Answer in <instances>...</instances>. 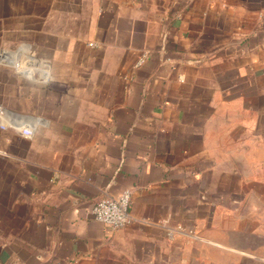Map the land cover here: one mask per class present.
<instances>
[{"label": "crops", "instance_id": "obj_1", "mask_svg": "<svg viewBox=\"0 0 264 264\" xmlns=\"http://www.w3.org/2000/svg\"><path fill=\"white\" fill-rule=\"evenodd\" d=\"M0 105V264H264V0H0Z\"/></svg>", "mask_w": 264, "mask_h": 264}, {"label": "built area", "instance_id": "obj_2", "mask_svg": "<svg viewBox=\"0 0 264 264\" xmlns=\"http://www.w3.org/2000/svg\"><path fill=\"white\" fill-rule=\"evenodd\" d=\"M1 114L2 106L0 105ZM130 207L131 189L125 188L116 195H108L89 201L86 213L112 229H119L130 223L132 217Z\"/></svg>", "mask_w": 264, "mask_h": 264}, {"label": "clouds", "instance_id": "obj_3", "mask_svg": "<svg viewBox=\"0 0 264 264\" xmlns=\"http://www.w3.org/2000/svg\"><path fill=\"white\" fill-rule=\"evenodd\" d=\"M17 131L22 132L25 138H30L32 129L26 125H20L17 127Z\"/></svg>", "mask_w": 264, "mask_h": 264}]
</instances>
